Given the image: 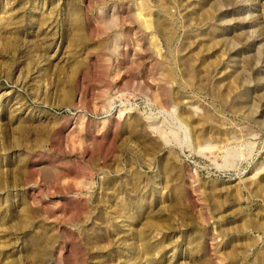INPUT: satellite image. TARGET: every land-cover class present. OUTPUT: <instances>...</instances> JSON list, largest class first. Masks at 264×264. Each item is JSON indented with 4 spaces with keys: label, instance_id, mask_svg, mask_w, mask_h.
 <instances>
[{
    "label": "rangeland",
    "instance_id": "374dc122",
    "mask_svg": "<svg viewBox=\"0 0 264 264\" xmlns=\"http://www.w3.org/2000/svg\"><path fill=\"white\" fill-rule=\"evenodd\" d=\"M0 264H264V0H0Z\"/></svg>",
    "mask_w": 264,
    "mask_h": 264
}]
</instances>
